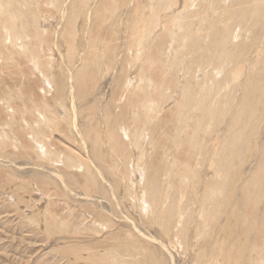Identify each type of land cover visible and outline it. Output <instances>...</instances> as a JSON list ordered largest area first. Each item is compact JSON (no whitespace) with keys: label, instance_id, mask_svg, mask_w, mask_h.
Instances as JSON below:
<instances>
[{"label":"bare ground","instance_id":"bare-ground-1","mask_svg":"<svg viewBox=\"0 0 264 264\" xmlns=\"http://www.w3.org/2000/svg\"><path fill=\"white\" fill-rule=\"evenodd\" d=\"M194 1L144 0L138 8L128 10L125 17L120 18L119 25L126 26L130 37L124 43L123 57L118 59L119 48L113 44L110 34L112 24L106 35L101 30L111 22L110 17L121 10L123 0H0V152L10 153L12 157H30L32 165L38 166L34 183L41 196L45 195L41 201L46 205L32 210L30 222L44 224L47 232L56 229L70 233L74 213L71 216V210H67V213L59 215L51 207L56 200H53L52 194L55 196L54 190H58L59 186L68 188L77 184L80 186L77 191L87 198L83 205L88 207L90 215L88 231L97 235L112 233L115 226L125 229L123 238L119 235L118 239H113L114 242L112 240L114 245L109 248L110 251L95 249V253L90 254L95 264H164L156 257L150 243H157L162 249L165 246L154 237L150 239L151 235L143 234L140 228L146 227L156 228L157 233L176 246L181 255L186 259L190 257L192 264H264V252L259 259L253 258L258 254L259 246L264 247L263 231L257 235L254 244L239 251L233 245L234 241L224 248L225 239L221 235V240H218L221 242H216L219 246L216 247V256H208L206 248L199 250V241L203 237L211 239L208 230L218 221L224 206L232 202L239 174L230 173L234 162L243 160L242 151H250L251 147L257 146L252 136L257 129L259 113L256 108L251 117H247L246 111L251 96L257 100L255 106H260L264 79H258L255 72L249 70L240 91L249 92L247 95L250 94V97L235 100L232 114L233 124L237 123L243 129L232 132L228 128L224 142L218 140L216 152L198 162L207 143L206 125L213 123L215 127V123L220 124L229 104L234 101L228 95L234 91H229V88L233 82L236 84L235 76L240 72L239 63L244 53L237 43L232 44L229 48H232L233 54L224 58L226 64L221 61L220 69L209 65L195 71L190 67L200 65L201 60L213 55L215 50H219V54L214 55L215 60H221L228 42L233 39L238 41L235 27L253 28L259 18L264 19V0H231L227 8L219 4L225 0H216L221 12L209 24L196 11L190 10ZM48 13L62 17L66 23L63 35L65 51L57 54L59 59L65 67L77 62L81 65L80 68L76 66L71 77L76 101H80L81 89L87 80L95 79L94 71H91L93 67L101 65L108 72H117L111 100L103 106L100 116L97 117L94 105L85 109L90 111L87 124L81 113L78 114L83 120L80 121V140L77 138L74 141V137L68 134L71 112L65 97L64 73L56 71L54 64H57L58 58L52 48L51 34L44 29L45 24H41ZM115 16L118 17V14ZM128 18L129 21L132 19L129 26ZM226 18L229 21L224 24ZM77 19L78 22H75ZM87 21L90 24L86 39L88 55L83 54L78 59L75 55L79 28L86 29ZM188 44L191 45L187 47ZM189 52L193 53L189 59L192 61L185 73L193 72V83L181 77V82L177 84L175 72ZM21 65L28 67V76ZM224 65L231 68H226L224 72ZM9 76L20 81L27 80L28 84H20L14 79L10 82ZM32 76L38 82L37 92L33 89L32 92L27 91ZM95 82L97 86L96 79ZM179 92L180 99L176 101L173 93L178 95ZM168 100L177 102L176 125L171 145L161 146L157 139L159 126L155 123L162 113V104ZM99 119L105 125L103 136L96 126H99ZM90 126L93 128L84 132ZM56 132H64L63 136L69 143L80 141L87 149L86 162L77 152L57 143L54 139ZM167 133H164L165 137L170 136ZM222 137L218 135V139ZM157 144L163 147L159 169L165 179L160 182L155 164ZM181 150L188 155L182 163L175 157L176 152ZM226 151L227 155L223 156ZM261 155L264 158V147ZM95 168L102 169L105 176L113 177L108 190L98 183ZM263 185L264 167L256 170L243 195H253L259 200L258 188ZM18 188L25 190L23 185ZM94 194L110 203L111 212L91 200ZM57 195L65 197L66 194L62 191ZM37 202L35 207L39 206ZM235 206L233 204L228 220L236 217ZM128 207L132 212L127 210ZM81 212L85 217L86 212ZM247 215L253 217L254 213L248 212ZM82 226L85 231L87 225ZM76 228V234H79L81 229ZM120 239H124L121 244ZM207 244L210 246V242ZM244 252L251 254L243 258L241 255Z\"/></svg>","mask_w":264,"mask_h":264},{"label":"rangeland","instance_id":"rangeland-1","mask_svg":"<svg viewBox=\"0 0 264 264\" xmlns=\"http://www.w3.org/2000/svg\"><path fill=\"white\" fill-rule=\"evenodd\" d=\"M143 1L144 0H123V6L121 7V10L114 13V15L110 17L111 22H108L103 30H101L103 31L102 33L106 35L109 32L108 29L112 24L110 34L112 36L111 38L113 40V44L117 48H119L118 59L123 57L124 43L126 44V41L129 40L128 38L130 37V31H127L126 26H124L123 28L119 25L120 18L122 16L125 17L126 13H128V10H133L136 6L138 8L139 4ZM219 4H221L220 6L227 8V6L231 4V0H225L222 1V3L219 2ZM234 9H237V7ZM190 10L196 11L198 13V16L203 17L205 23L207 24L211 23V21H213L214 18L218 17V14H220L221 12L216 0H195ZM117 14L118 17L115 16ZM130 14L131 12H129V15ZM48 15L46 16L45 22L41 21V24H45L46 26L43 25L44 29H46L51 34L52 37L50 36V39H52L53 41L52 48L54 49V53L57 55L65 51L63 35L65 34L64 25H66V23L64 24V20L62 17L58 18L56 15L50 13H48ZM262 16L264 17V13L262 14ZM47 19L48 21L46 22ZM227 19L228 18L223 21L224 24L228 23L229 19ZM127 20V25L129 26L130 22L132 23V19L129 21L128 18ZM75 22H78V19ZM85 27L86 29L84 28L83 30L81 29V27L79 28L76 49L77 51L75 55L78 59L83 54L88 55V52L86 51L88 49V42L86 41V39L88 38V30L90 27L88 21L85 23ZM234 34H238V41H235V39H233V41L228 42L229 45H227V51L223 55V57L220 53V56L222 57L221 60H215L214 55L219 54V50H215L213 52V55L210 54L204 57L201 60L200 65L190 66L191 70L194 69L195 71L198 69L201 70L207 68L209 65L214 66V68L218 70L221 67V61L223 60V63L226 64L224 58H230L229 54H233L232 48L229 47L236 45V43L240 46L239 50L242 49L244 53L239 63L240 72L238 73V76H235L236 84L235 82H233L236 87L233 88L234 85L232 84L231 88H229V91L233 89L232 91H234V93L228 94V91H225V93L228 94L229 97H233L234 101L229 104V108L224 115V118H222V121H218L220 122V124L215 123V127H213V123H210L208 126L206 125L207 129L205 134L207 136H205V139L207 143L206 147H204V152L201 153L200 157L197 159L198 162L199 160H204L214 151L216 152L218 148V140H223L224 142V135H226L228 128L232 132H239L243 129V127L238 125L237 123L233 124L234 122H232V114H234L235 100H239L240 97L242 100L244 99V96H248L247 99H249L250 97V94L247 95L249 92L244 93V91H240V88L242 90V87L246 82V75L249 70L254 71L258 79H264V19L259 18L258 24H256L253 28L250 27L249 29H243V27H235ZM64 38L69 41L68 37L65 36ZM190 45L191 44H188L187 47H189ZM192 55L193 53L189 52V55L184 58V60L180 63L177 72H175V81L177 84L181 82V77H183L184 80L190 79V82L193 83L191 80V74H193V72L190 70V73H185V69H190L187 65L192 61L189 60ZM56 57L58 58V61L57 64L55 63L54 65L56 71H61L64 73L65 97L67 108H69L71 112L68 134H71L74 137V141L77 138L80 140V121L82 122L84 120L87 124L86 121L89 119L90 114V111L85 110L86 107L90 108L92 105H94L95 108H97V117L100 116L103 106L108 105L111 100V94L114 86L113 83L117 72H115V70L108 72V70L101 65L99 67H93L91 71H94V78L97 80V86L95 79H88L85 87H82L83 90L81 89V93L79 96L80 101L78 102L74 98L75 90L74 86L72 85L71 77L73 76V72L75 71L76 66L77 68H80L81 65L79 64V62H77L72 66L65 67L63 61L59 59V56L57 55ZM21 62L23 63V61ZM215 62H218V64H216ZM226 68L228 70L231 67L230 65L227 67L226 65H224V72L226 71ZM21 69L28 76V67L21 65ZM32 77L29 78L31 83L29 82L28 86L30 87L29 89H27V91L32 92L31 89H33L35 92H37V81L35 80V77ZM217 77L218 79H220L219 75ZM9 79L11 82L14 77L12 76ZM14 80H17V82H19L20 84L23 82L27 83V80L20 81V79L18 80L17 78ZM230 82H232V80ZM126 83H128V80L126 81ZM174 86L176 85L174 84ZM174 93L173 96H175L176 101L179 100L180 92L178 93V95H174ZM260 95L262 98L260 106H255L257 100L251 96L248 104V111H246L247 117H251L256 108L259 113V122L256 124L257 129L255 130V135L252 136V139L257 141V146L251 147L250 151H242V153L244 154L243 160L234 162L235 165L233 164L234 167L232 168V170H230V173L235 174L236 172H238L239 174L232 202L227 203L224 206L222 215L219 217L217 222H214L213 226L211 225V230H208V232L211 234V239L203 237V240H207L199 241L201 244H199V250L203 251V249L206 248V254L208 256L217 255L216 247L219 246L216 245V242H218V240H221L220 235L223 237V239H225L223 243L224 248L231 245V241H234L233 245H236L237 251H239L240 248H248L249 245H252V243L254 244V241L260 231H263L264 233V185L258 188L259 200H257L253 195H243V190H245L246 184H248L252 176L255 175L256 170H261L264 167V158L261 155L262 149L264 147V86L261 88ZM50 96L51 95L49 94L48 99H50ZM176 101L168 100V102L162 104L163 110L161 112L163 114L160 113V118L158 117L159 119L155 123L159 126V133L156 134L157 139L160 143H162L161 146L163 144L171 145V135H173L174 125H176ZM112 111L113 113H116L115 109H113ZM79 113H81V115L83 116V120H81V115H78ZM170 121L172 122V124ZM153 122H155V119L153 120ZM96 126L99 128V132L103 136L105 134V125L101 121V119H99V126L97 124ZM60 128H63V126H60ZM92 128L93 127L90 126V128H87L84 132H89ZM165 128L167 130L169 129L170 131L168 132ZM167 132L170 135L169 137L164 136V133ZM63 135L64 132L54 133L55 141L61 145H65L68 149L77 152L81 160L85 161L87 156L86 147L80 141H78V143L67 142L68 140H66ZM218 135H222L223 137L218 139ZM157 146L158 147L155 150V155L157 156L156 159L158 161L155 159V164L158 168V180L160 182L165 179L161 173V169H159L163 160V147H159V144H157ZM156 151H158V153H156ZM184 152L185 150H181L179 153L176 152L175 154V157L179 158V161H181V163L188 156L186 152L185 154ZM9 154L0 152V264H95L92 262L93 259H91L90 257L95 253V249L100 251L103 250L104 252H106L107 250L110 251L109 248L114 245L112 243V240L118 239L119 237H124L125 229H122V226H118L119 228L117 226L113 227L114 230L112 233L105 232L97 235H93L90 231L87 230L89 227L87 222H89L88 217L90 215L88 213V207L83 205L87 198L82 192L77 191L80 189V186H77V184L70 185L68 188L59 186L57 188L58 190H54L55 196L52 194L53 200H56L55 205L52 204L51 207H53L59 215L67 213V210H71V216L72 213H74V222L71 224L73 227L69 228L70 233H62V231L56 229L53 231L49 230V232H47V227L44 226V224H40L39 222H30L29 216L32 215V210L36 208L42 209V207L46 205L44 201H41L43 197H45V195H43V197L41 196L40 191L38 190V188H36V185L34 183V179H36L37 177L36 173L38 166L35 164L32 165L33 160L30 159V157L28 158L24 155L20 157H12L11 154ZM225 154L227 155V151L223 152V156H225ZM9 161H12L13 163ZM193 163L194 161L192 159L191 164ZM95 173L98 183L104 186L106 190H108L110 186L109 182L113 177L105 176L103 170L100 168H95ZM116 173L118 175L116 177L118 178L120 173V166L117 168ZM21 185H23L25 190L18 188ZM159 187H162V184L160 185L159 183ZM62 191L66 194L65 197L57 195ZM91 200H93L97 204L100 203L105 208V210L108 211V213L111 212L110 203H108L101 196L94 194ZM36 201H38L37 204L39 203V206L37 205L38 207H35ZM64 202H66L67 204H64ZM233 204L236 205L234 207L236 210V217L228 220V215L232 212ZM127 210L129 212H132V209L130 207H128ZM81 211L86 212V220L84 219L85 217H83V213ZM248 212L254 213V216L248 217ZM122 213L125 215L124 210H122ZM82 225H87L85 227V231L82 229ZM76 227H80L81 229L79 234H76ZM140 230L147 236L151 235V237H149L150 239H153L154 237L155 239L163 243V245L165 246L164 249L157 245V243L150 244L153 245L156 257L160 261L163 260L164 264H192L191 258L187 257L186 259L184 255H181L180 250L178 251L176 246L169 244L168 240L165 237L159 235L156 231V228L146 227L145 229L140 228ZM135 236L137 237V234ZM119 241L121 244L124 242V239H120ZM205 242H210V246ZM220 242L221 241H219L218 243ZM257 252V255H252L255 260L260 258V256L264 252V247L259 246ZM250 254L251 253L249 252H244V254H242L241 256L243 258H248ZM231 264H233V262Z\"/></svg>","mask_w":264,"mask_h":264}]
</instances>
